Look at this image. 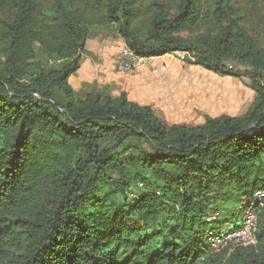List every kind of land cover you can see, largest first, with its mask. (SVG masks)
Instances as JSON below:
<instances>
[{
    "label": "trees",
    "instance_id": "16d2710c",
    "mask_svg": "<svg viewBox=\"0 0 264 264\" xmlns=\"http://www.w3.org/2000/svg\"><path fill=\"white\" fill-rule=\"evenodd\" d=\"M107 28L141 59L245 77L254 100L188 126L126 92H76ZM258 192L264 0H0V264H264ZM247 210L255 242L214 247Z\"/></svg>",
    "mask_w": 264,
    "mask_h": 264
},
{
    "label": "rangeland",
    "instance_id": "374dc122",
    "mask_svg": "<svg viewBox=\"0 0 264 264\" xmlns=\"http://www.w3.org/2000/svg\"><path fill=\"white\" fill-rule=\"evenodd\" d=\"M96 46L109 51L119 50L125 44L112 28H107L87 42V48ZM180 56L184 55L166 56L145 67L148 73L144 78V88L136 84L135 73L120 72L121 78L101 89L116 97L126 92L130 101L151 106L156 116L168 125L198 126L207 117H238L248 110L255 95L247 78L221 77L199 66L188 65L186 58L181 59ZM82 59L87 61V57ZM151 68L158 69V72L154 74ZM80 75H73L74 79Z\"/></svg>",
    "mask_w": 264,
    "mask_h": 264
},
{
    "label": "crops",
    "instance_id": "0c3cea01",
    "mask_svg": "<svg viewBox=\"0 0 264 264\" xmlns=\"http://www.w3.org/2000/svg\"><path fill=\"white\" fill-rule=\"evenodd\" d=\"M88 55L84 56L87 57V61L81 60V68L76 74H81L78 79H74L72 76L69 79V83L72 88L77 92L78 90H83L86 86L96 85L98 88H102V86H109L112 82L116 81L117 78H121L120 72L114 70V60L115 55L118 50H105L102 47H93L87 48ZM172 56V55H167ZM166 56L160 58H153L150 59L152 64H154L155 60H163ZM148 69L145 67L136 70L135 77H136V84L141 88L146 86V81L144 80L145 76L147 75ZM126 75V74H125ZM133 79V78H132ZM130 81V80H129Z\"/></svg>",
    "mask_w": 264,
    "mask_h": 264
},
{
    "label": "bare ground",
    "instance_id": "6f19581e",
    "mask_svg": "<svg viewBox=\"0 0 264 264\" xmlns=\"http://www.w3.org/2000/svg\"><path fill=\"white\" fill-rule=\"evenodd\" d=\"M126 48V47H124ZM128 55L131 58L134 59H141L139 57H137L135 55L134 52H132L131 50L128 49ZM255 202H262V200H264V193L263 192H258L255 195ZM254 203V202H253ZM263 204V203H262ZM252 205V204H251ZM252 209V208H251ZM245 217H244V223H243V228L240 230H235V231H230L228 233L225 232H220V233H211L209 235V241L212 243V245L214 247H222V246H226L229 243H254L255 242V238H256V233L258 231L257 228V217L254 213V211L252 210H247L245 211ZM245 228H248L249 234H250V239H245L243 241H240V239H230V235L234 234V233H239L242 232Z\"/></svg>",
    "mask_w": 264,
    "mask_h": 264
},
{
    "label": "built area",
    "instance_id": "2783aa9c",
    "mask_svg": "<svg viewBox=\"0 0 264 264\" xmlns=\"http://www.w3.org/2000/svg\"><path fill=\"white\" fill-rule=\"evenodd\" d=\"M181 59L186 58L185 56H180ZM150 59H134L129 57L128 48L121 47L115 55L114 60V70L117 72H135L141 67H150ZM152 72L156 74L158 69L151 68ZM250 234L248 228H245L242 232L234 233L230 235V239H240L243 241L245 239H250Z\"/></svg>",
    "mask_w": 264,
    "mask_h": 264
}]
</instances>
